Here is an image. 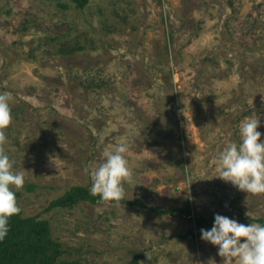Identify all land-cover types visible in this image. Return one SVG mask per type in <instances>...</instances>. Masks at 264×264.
<instances>
[{"label":"rangeland","instance_id":"1","mask_svg":"<svg viewBox=\"0 0 264 264\" xmlns=\"http://www.w3.org/2000/svg\"><path fill=\"white\" fill-rule=\"evenodd\" d=\"M6 91L2 147L25 177L20 213L50 222L64 262L223 264L184 218L128 203L49 208L90 189V169L118 143L133 172L126 200L264 219V194L223 181L215 164L247 117L264 140V0H0Z\"/></svg>","mask_w":264,"mask_h":264},{"label":"clouds","instance_id":"2","mask_svg":"<svg viewBox=\"0 0 264 264\" xmlns=\"http://www.w3.org/2000/svg\"><path fill=\"white\" fill-rule=\"evenodd\" d=\"M13 99L10 92L0 93V240L10 231V219L21 211L14 189L25 183L24 174L14 170V161L2 147L8 139L4 130L12 123ZM259 127V117L245 118L239 127L240 142L227 143L215 161L219 178L247 194H264V140ZM127 151L125 144L118 143L99 166L90 169L91 195L104 201L124 197L125 185L133 181ZM201 239L217 247L223 264H264V224L245 225L217 214L211 229H201Z\"/></svg>","mask_w":264,"mask_h":264},{"label":"trees","instance_id":"3","mask_svg":"<svg viewBox=\"0 0 264 264\" xmlns=\"http://www.w3.org/2000/svg\"><path fill=\"white\" fill-rule=\"evenodd\" d=\"M73 1L79 8H85L90 0ZM16 197L18 201L19 196L17 193ZM81 203L93 205L100 203H128L146 208L156 214L171 215L193 221L196 230L200 234L201 229L208 230L214 224V221H209L201 215L193 216L191 211L164 209L156 206L147 207L141 201H128L125 198L119 201H104L99 195H91L89 189L82 186L73 187L65 195L54 200L49 208L67 209ZM258 222L264 224V219H260ZM9 228L10 231L6 238L0 240V264H78L62 261L64 250L62 244L53 239L49 221L41 220L38 217L26 218L19 213L10 219Z\"/></svg>","mask_w":264,"mask_h":264}]
</instances>
